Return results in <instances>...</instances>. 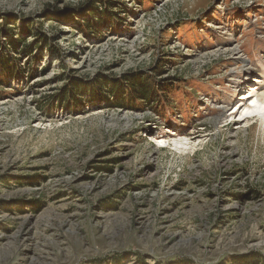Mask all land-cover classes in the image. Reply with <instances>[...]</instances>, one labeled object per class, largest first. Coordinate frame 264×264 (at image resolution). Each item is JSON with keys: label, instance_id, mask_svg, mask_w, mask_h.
Wrapping results in <instances>:
<instances>
[{"label": "rangeland", "instance_id": "obj_1", "mask_svg": "<svg viewBox=\"0 0 264 264\" xmlns=\"http://www.w3.org/2000/svg\"><path fill=\"white\" fill-rule=\"evenodd\" d=\"M254 86L264 0H0V264L264 262Z\"/></svg>", "mask_w": 264, "mask_h": 264}, {"label": "trees", "instance_id": "obj_2", "mask_svg": "<svg viewBox=\"0 0 264 264\" xmlns=\"http://www.w3.org/2000/svg\"><path fill=\"white\" fill-rule=\"evenodd\" d=\"M110 8H112L111 10H112V13H113V10L115 8H113V7H110ZM90 16H91L90 20L80 21V24H82V27L85 30L86 29L87 30H89V29L90 30H94V27H92V24H93V22L95 20H97L101 24V26L98 24L99 27H104V29H106V27H108V26H106V20L109 21V19H111V17H112L111 15L107 14V11L105 12V11H102V10L93 11L92 13H90ZM112 27H114V26L112 25L110 28H112ZM29 31L31 32V29L28 26L22 28V30H21L22 34H27ZM13 42L14 43L11 44L12 46H14L16 43H18V42H15V41H13ZM55 52H56L57 55H60V53H61L59 50L55 51ZM8 65H10V64H8ZM6 69H7V67H4L2 71L5 72ZM129 80H130V82H128L129 84H128V88L127 89L133 91L134 94H136L138 96V101L139 102L145 103V102H148L152 98V96H153V95H151V91L152 90L149 87L146 86V83H143V84L141 83V81H143V80H144V82L146 81V77L145 76L141 75V76H138V78L137 77L136 78H131ZM120 83H122V82H120ZM120 83H115V84L109 85L108 91L115 93ZM76 87H78V89H79L80 86L77 85ZM76 87L75 88L73 87V91H71V92L73 93V95L77 96L78 93L81 94V92L77 91ZM122 93H120V94H122ZM123 102L124 101L121 100L120 103H123ZM235 263L239 264L238 262H235ZM258 264H264V262H262L261 259H259V263Z\"/></svg>", "mask_w": 264, "mask_h": 264}, {"label": "bare ground", "instance_id": "obj_3", "mask_svg": "<svg viewBox=\"0 0 264 264\" xmlns=\"http://www.w3.org/2000/svg\"><path fill=\"white\" fill-rule=\"evenodd\" d=\"M254 80H255L254 82H257V83L260 82L258 79L257 80L254 79ZM257 83H256V85H257ZM256 88L257 87L254 86L252 88L253 91H249V93L241 96L242 97L241 99H243L241 101H243V102L240 103V106H242L243 103H247V104L250 103V106L249 107L246 106L244 108V110H243L244 115H246V114L253 115L254 112H258L260 110H263V106H264L263 105L264 104V94H259V92L258 93L254 92ZM257 89H258L257 91H259L260 88L258 87ZM253 98H255L256 100L255 101H251V100H253ZM243 120L245 121L246 119H243ZM236 129L238 130V127ZM173 135H176V134L173 133Z\"/></svg>", "mask_w": 264, "mask_h": 264}]
</instances>
